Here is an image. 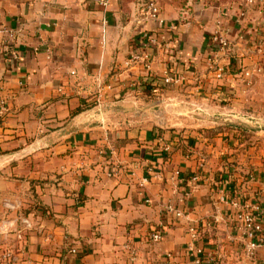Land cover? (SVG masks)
Wrapping results in <instances>:
<instances>
[{
	"label": "crops",
	"instance_id": "1",
	"mask_svg": "<svg viewBox=\"0 0 264 264\" xmlns=\"http://www.w3.org/2000/svg\"><path fill=\"white\" fill-rule=\"evenodd\" d=\"M132 8L124 21L117 0H0V28L23 29L13 42L0 33V250L13 249L11 264H192L188 223L169 203L217 264H245L218 197L242 175L240 193L264 209V51L237 40L222 75L206 60L219 17L232 39L251 42L264 35V11L238 22L237 5L189 21L161 10L177 41L171 55L151 49L146 70L125 65L154 29ZM256 66L245 90L237 73ZM169 70L185 82L164 86Z\"/></svg>",
	"mask_w": 264,
	"mask_h": 264
},
{
	"label": "built area",
	"instance_id": "2",
	"mask_svg": "<svg viewBox=\"0 0 264 264\" xmlns=\"http://www.w3.org/2000/svg\"><path fill=\"white\" fill-rule=\"evenodd\" d=\"M99 4L102 6L106 5L105 2H100ZM237 6L239 9L237 12V21L241 22L248 17L249 12L253 9L259 12L264 11V0H243ZM140 8L145 23L150 27H154V29L147 28L141 32L139 36V47L141 51L132 52L127 58L125 65L128 67L135 63L143 62L146 70H149L148 60L151 49H158L164 54L171 55L177 41L176 27L174 24H166L161 18V9L156 1L149 0L143 2L140 4ZM262 28L264 32V24H262ZM251 30L253 31V27ZM0 33L4 34L7 39L13 42L16 37L23 35V29L19 27L12 30L2 27L0 28ZM209 40L211 51L206 60L207 67L219 75H222L226 71L225 66L221 65L219 61L227 57L232 45L236 44V42L239 41L245 44L248 53L256 54L264 51V35L257 37L251 42H248L243 35L232 39L228 34L227 23L223 17H219L215 21L214 29L210 34ZM47 52L50 54V50ZM11 56L16 59L18 54L13 52ZM260 71L261 68L258 66L253 69H241L238 71L237 77L245 90L250 88L254 73H259ZM185 80V75L172 70L164 72L162 76V81L165 86H180ZM5 111L6 102L0 99V117L4 115ZM170 150L171 147L167 143L161 146V151L164 153L170 152ZM109 154L113 156L112 149L109 150ZM196 179L197 177H194V180ZM171 180L176 186L183 183V179L177 170L171 176ZM144 182H146L145 179L143 180ZM218 201L231 212L230 225L237 235L230 237V240L235 241L238 245L245 264H255L259 249L264 248V209L259 206L257 194L246 198L241 193H234L229 187V190L222 191L219 194ZM6 207L9 209L12 208L10 205H6ZM165 210L172 213L178 219H185L188 223L187 233L189 240L186 243L185 252L187 256L192 258V264H217V255L214 252L205 251L201 246L197 245L200 238V231L198 227L191 224L188 216L184 215L182 211L175 209L170 203L166 205ZM2 230L3 228L1 227L0 234ZM162 236V231L158 230L151 234L149 239L153 243H158L161 241ZM71 253L76 254V249H72ZM15 259L13 249L0 250V264H11Z\"/></svg>",
	"mask_w": 264,
	"mask_h": 264
},
{
	"label": "rangeland",
	"instance_id": "3",
	"mask_svg": "<svg viewBox=\"0 0 264 264\" xmlns=\"http://www.w3.org/2000/svg\"><path fill=\"white\" fill-rule=\"evenodd\" d=\"M147 0H117L120 8L121 19L127 21L131 18L132 7L141 9L140 4ZM159 5L162 12H176L179 18L184 21L192 20L195 16L206 11L207 9H215L217 7H227L229 4L242 0H154ZM233 6V5H232Z\"/></svg>",
	"mask_w": 264,
	"mask_h": 264
},
{
	"label": "trees",
	"instance_id": "4",
	"mask_svg": "<svg viewBox=\"0 0 264 264\" xmlns=\"http://www.w3.org/2000/svg\"><path fill=\"white\" fill-rule=\"evenodd\" d=\"M147 1H149V0H147ZM146 1V2H147ZM243 1V0H242ZM241 2V1H240ZM240 2H238V3H240ZM237 3V4H238ZM235 3L233 2V3H231V4H229L230 6H232V5H234ZM236 4V5H237ZM119 7V6H118ZM120 9V8H119ZM161 82H162V84H163V81H162V79H161ZM164 85V84H163ZM165 86V85H164ZM85 108L84 107H81V108H77L75 111H74V115H76V114H78L79 112H81L82 110H84ZM1 118L2 117H0V120H1ZM226 128H233L234 130H238V131H240V132H242L243 134H245V133H251L252 131H253V129H251V128H249V127H247V126H244V125H238V124H232V125H227L226 126ZM229 174H231L230 172H229ZM231 176H232V180H233V183H232V185L230 186V189L234 192V193H240L241 192V190H240V185H241V183L243 182V181H245V176H242V175H239V176H237V177H234L232 174H231ZM240 180V181H239ZM238 181L240 182V183H238ZM246 198H248L247 196H246Z\"/></svg>",
	"mask_w": 264,
	"mask_h": 264
}]
</instances>
